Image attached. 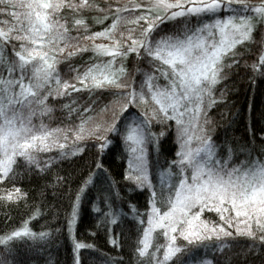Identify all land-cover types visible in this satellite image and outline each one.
<instances>
[{"label": "snow or ice", "instance_id": "snow-or-ice-1", "mask_svg": "<svg viewBox=\"0 0 264 264\" xmlns=\"http://www.w3.org/2000/svg\"><path fill=\"white\" fill-rule=\"evenodd\" d=\"M238 70L264 85V0H0V205L28 206L0 231V264H58L61 236L72 264L84 251L99 264H264V111L249 105L240 135L239 113L209 115ZM27 179L44 181L47 204L29 205ZM82 211L96 221L83 238ZM100 230L127 262L88 242Z\"/></svg>", "mask_w": 264, "mask_h": 264}, {"label": "trees", "instance_id": "trees-1", "mask_svg": "<svg viewBox=\"0 0 264 264\" xmlns=\"http://www.w3.org/2000/svg\"><path fill=\"white\" fill-rule=\"evenodd\" d=\"M98 30V27L97 29ZM90 55V54H88ZM88 55L84 56V60L88 59ZM77 65L82 64L83 61L77 60L75 62ZM129 70H132V65H128ZM61 68L63 71L66 72V68L61 65ZM223 86H221L222 88ZM228 94H227V101L226 105H220L214 109L211 110L209 113L210 117L213 121L223 124L224 120L222 119V115L227 118H231L235 114L239 113V118L237 120L236 125L234 126L236 129V135H240V133L243 131L244 123L247 119L248 114V106H252V116L255 118L259 112L264 111V85H255L253 89L249 88V80L248 77L245 75L242 71H237L236 75L233 76L231 82H228ZM217 92V96H218ZM87 100V96H83L80 99V102L83 103ZM103 98L98 99L97 104V110L99 108H102L104 103H106ZM57 111L54 113V118L49 121L47 118H45V123H50L52 127H55L57 123H59V118H61V113L59 111L58 105L56 106ZM38 122V121H37ZM220 129L217 128V132H219ZM171 146V145H169ZM86 152H88V156L85 158L84 162H90L91 160V154L95 152V149H86ZM120 150H117L115 155L113 157H109V167L112 171L113 175L119 179V174L123 171V166H126V161L122 160L120 158ZM83 163V162H81ZM61 168L67 172L73 174V178H75L76 175H79V173L82 171L81 168L76 167L75 165H71L69 162H65L61 165ZM44 184V181H32L31 179H27L23 181V188L25 191L29 192L30 199H29V205L32 203L40 204L45 203L47 204V201H43V198L40 196V190L42 185ZM55 203V202H53ZM145 203V198L140 197L138 201V206L143 205ZM68 204V200L65 199L61 202L62 207H66ZM87 207V206H85ZM45 212H47V207H45ZM140 211L143 212L144 208L141 207ZM28 212V206L21 204L19 207H7L0 205V231L7 230L6 226L10 224H15L20 221L21 217L25 216V213ZM82 220L77 226V232L78 235L83 238L87 233H90L91 231H96V229L93 227V225L96 223L95 217L93 215H88L84 211L81 212ZM6 217H10L11 220L7 219ZM46 220H41L40 224H36L35 227L38 229L41 224L46 223ZM35 223V222H34ZM59 223L61 226H63V212H61ZM88 242L95 243L99 246L101 252L104 254V258L108 261H111L113 259H120L121 256H123V259L125 262L128 260V249L127 246H125V249L121 252L120 250H113L109 245L105 243V238L103 231L100 230L98 232V237L90 239ZM70 243L65 244L64 238L61 236L60 238V245L58 252H55V259H57L58 264H72V254L70 251ZM207 251V250H205ZM20 258H23L25 260L28 259L29 256L33 255L32 252H30L26 247H23L20 249ZM90 256H95L96 259H90ZM82 259L86 262V264H99L101 257L96 253H91L88 251H84L82 253ZM28 264H37V261H29ZM39 264H44L43 259L41 258L39 260Z\"/></svg>", "mask_w": 264, "mask_h": 264}, {"label": "rangeland", "instance_id": "rangeland-1", "mask_svg": "<svg viewBox=\"0 0 264 264\" xmlns=\"http://www.w3.org/2000/svg\"><path fill=\"white\" fill-rule=\"evenodd\" d=\"M253 2H255V0H253ZM97 42L99 43V42H101V41H97ZM205 218H206V219H209V218H210V219H214V220H215V219H218V217H216L214 214H211V213H206V214H205Z\"/></svg>", "mask_w": 264, "mask_h": 264}]
</instances>
